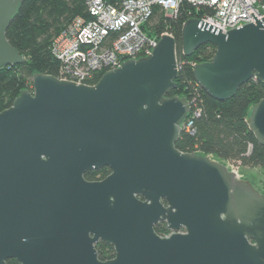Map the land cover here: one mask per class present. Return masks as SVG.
<instances>
[{
	"label": "water",
	"instance_id": "1",
	"mask_svg": "<svg viewBox=\"0 0 264 264\" xmlns=\"http://www.w3.org/2000/svg\"><path fill=\"white\" fill-rule=\"evenodd\" d=\"M23 0H0V67L24 58L5 33ZM225 33L198 20L180 30L181 53L215 47L192 67L224 101L264 80V17ZM104 72L93 85L33 74L0 111V264H264V194L226 164L175 148L190 108L169 97L176 43ZM264 144V99L247 118ZM106 167L98 181L86 172ZM164 223L169 236L154 227ZM183 229V232H179ZM99 241L114 257L102 261Z\"/></svg>",
	"mask_w": 264,
	"mask_h": 264
},
{
	"label": "trees",
	"instance_id": "2",
	"mask_svg": "<svg viewBox=\"0 0 264 264\" xmlns=\"http://www.w3.org/2000/svg\"><path fill=\"white\" fill-rule=\"evenodd\" d=\"M209 12L206 7L195 9L184 1L176 16L168 18L155 7L149 24L143 26L149 36L168 32L175 39L178 77L174 80L175 88L169 91L168 96L185 97L191 102L192 110L197 108L200 111L193 120L194 134L181 130L175 148L181 152L211 156L224 164L240 161L241 168H259L264 172V144L256 141L247 124L250 108L264 99V80L251 79L240 86L232 97L218 101L208 96L192 76V64L210 61L215 47L203 44L189 57L181 53L182 24L189 19L201 20ZM76 16H87L85 0L22 1L5 36L24 61L14 66L0 67V111L10 107L23 90H32L33 74L57 75L59 63L51 52V42ZM108 173L109 170L103 167L85 173L84 178L99 180ZM96 174L100 177L95 178ZM260 183L257 189L264 194V178ZM155 231H165V225L155 227ZM95 249L102 261L114 257L112 246L102 241L95 245ZM6 263L16 264L14 259H7Z\"/></svg>",
	"mask_w": 264,
	"mask_h": 264
},
{
	"label": "built area",
	"instance_id": "3",
	"mask_svg": "<svg viewBox=\"0 0 264 264\" xmlns=\"http://www.w3.org/2000/svg\"><path fill=\"white\" fill-rule=\"evenodd\" d=\"M184 1L195 9L208 8L210 12L205 13L201 20L223 33L255 23L251 13L258 20L264 17V0H85L87 16L74 17L52 39L51 52L59 63L55 77L76 84L93 85L98 75L120 67L126 60L151 54L150 50L161 35L172 36L168 32L149 36L144 31L143 26L149 24L154 8L158 7L166 17L172 18ZM188 105L190 111L181 130L194 134L193 120L200 111L197 108L192 110L190 101ZM227 166L241 178L240 161ZM171 233L166 230L160 236L166 237Z\"/></svg>",
	"mask_w": 264,
	"mask_h": 264
},
{
	"label": "rangeland",
	"instance_id": "4",
	"mask_svg": "<svg viewBox=\"0 0 264 264\" xmlns=\"http://www.w3.org/2000/svg\"><path fill=\"white\" fill-rule=\"evenodd\" d=\"M229 162H225L228 165ZM241 178L249 179L256 188H260V182L264 178V172L259 168L248 169L241 168L239 169Z\"/></svg>",
	"mask_w": 264,
	"mask_h": 264
},
{
	"label": "flooded vegetation",
	"instance_id": "5",
	"mask_svg": "<svg viewBox=\"0 0 264 264\" xmlns=\"http://www.w3.org/2000/svg\"><path fill=\"white\" fill-rule=\"evenodd\" d=\"M100 169H101V168H100ZM107 169H108V168H107ZM98 170H99V169H98ZM108 170H109V169H108ZM93 171H97V170H93ZM90 172H91V171H90ZM86 173H87V172H86ZM108 174H109V173H108ZM108 174H107V175H108ZM107 175H106V176H107ZM106 176H105V177H106ZM99 177H100L99 174H96V175H95V178H99ZM105 177H104V178H105ZM102 179H103V178H102ZM102 179H99V180H102ZM89 181H98V179L89 180ZM159 225H165V224L160 222V223H158L157 225H155V227H158ZM155 227H154V230H155ZM165 228H166V225H165ZM166 230H167V228L165 229V231H166ZM155 232H156V231H155ZM162 232H164V231H160V233H157V232H156V233H157L158 235H160ZM96 244H97V243H96Z\"/></svg>",
	"mask_w": 264,
	"mask_h": 264
}]
</instances>
